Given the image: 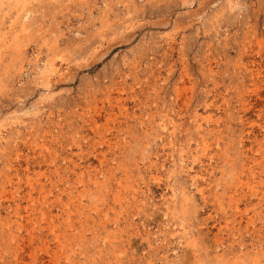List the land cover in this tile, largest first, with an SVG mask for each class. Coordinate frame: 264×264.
I'll list each match as a JSON object with an SVG mask.
<instances>
[{
    "label": "rangeland",
    "instance_id": "rangeland-1",
    "mask_svg": "<svg viewBox=\"0 0 264 264\" xmlns=\"http://www.w3.org/2000/svg\"><path fill=\"white\" fill-rule=\"evenodd\" d=\"M0 264H264V0H0Z\"/></svg>",
    "mask_w": 264,
    "mask_h": 264
}]
</instances>
